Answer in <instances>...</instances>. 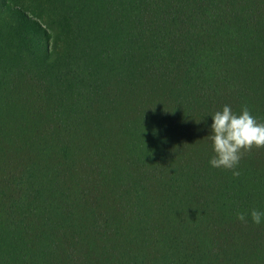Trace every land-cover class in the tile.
Masks as SVG:
<instances>
[{
	"label": "trees",
	"instance_id": "obj_1",
	"mask_svg": "<svg viewBox=\"0 0 264 264\" xmlns=\"http://www.w3.org/2000/svg\"><path fill=\"white\" fill-rule=\"evenodd\" d=\"M225 104L264 122V0H0V264H264Z\"/></svg>",
	"mask_w": 264,
	"mask_h": 264
},
{
	"label": "clouds",
	"instance_id": "obj_2",
	"mask_svg": "<svg viewBox=\"0 0 264 264\" xmlns=\"http://www.w3.org/2000/svg\"><path fill=\"white\" fill-rule=\"evenodd\" d=\"M209 117V134L205 137L211 142L209 166L229 170L234 177L239 176L238 165L242 152L264 146V122L258 121L247 107L235 112L227 104ZM237 219L241 222L250 220L254 225L264 224V209L238 213Z\"/></svg>",
	"mask_w": 264,
	"mask_h": 264
}]
</instances>
